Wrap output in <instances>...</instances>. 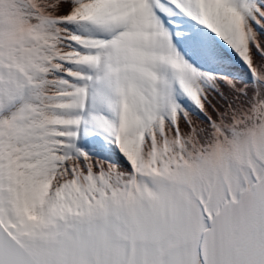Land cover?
Here are the masks:
<instances>
[{
	"label": "snow or ice",
	"instance_id": "obj_1",
	"mask_svg": "<svg viewBox=\"0 0 264 264\" xmlns=\"http://www.w3.org/2000/svg\"><path fill=\"white\" fill-rule=\"evenodd\" d=\"M0 264H264V0H0Z\"/></svg>",
	"mask_w": 264,
	"mask_h": 264
}]
</instances>
